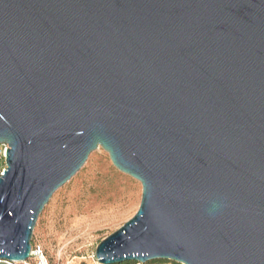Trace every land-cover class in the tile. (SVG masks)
<instances>
[{
	"label": "water",
	"instance_id": "obj_1",
	"mask_svg": "<svg viewBox=\"0 0 264 264\" xmlns=\"http://www.w3.org/2000/svg\"><path fill=\"white\" fill-rule=\"evenodd\" d=\"M0 262L102 148L141 185L98 264H264V0H0Z\"/></svg>",
	"mask_w": 264,
	"mask_h": 264
},
{
	"label": "rangeland",
	"instance_id": "obj_2",
	"mask_svg": "<svg viewBox=\"0 0 264 264\" xmlns=\"http://www.w3.org/2000/svg\"><path fill=\"white\" fill-rule=\"evenodd\" d=\"M140 198V183L118 171L99 147L44 207L31 247L40 248L46 264H95L98 243L134 216ZM26 262L40 264L35 256Z\"/></svg>",
	"mask_w": 264,
	"mask_h": 264
},
{
	"label": "built area",
	"instance_id": "obj_3",
	"mask_svg": "<svg viewBox=\"0 0 264 264\" xmlns=\"http://www.w3.org/2000/svg\"><path fill=\"white\" fill-rule=\"evenodd\" d=\"M6 148H7L6 144L4 143L0 144V176L3 174V171L6 168V164H5ZM34 256L39 260L40 264H42V259H44V256L40 248H36L31 251L29 258L34 257ZM92 259L95 261L96 264H98L94 254L92 255ZM23 264H29V263L23 262ZM164 264H179V263L172 262V261H166Z\"/></svg>",
	"mask_w": 264,
	"mask_h": 264
},
{
	"label": "trees",
	"instance_id": "obj_4",
	"mask_svg": "<svg viewBox=\"0 0 264 264\" xmlns=\"http://www.w3.org/2000/svg\"><path fill=\"white\" fill-rule=\"evenodd\" d=\"M32 245V244H31ZM34 250V248L32 249ZM94 261V260H93ZM95 262V261H94ZM166 261H161V260H154V261H150L147 262L145 264H158V263H162L164 264ZM0 264H12V263H6V262H0ZM96 264V263H95ZM119 264H137L136 262H123V263H119Z\"/></svg>",
	"mask_w": 264,
	"mask_h": 264
},
{
	"label": "bare ground",
	"instance_id": "obj_5",
	"mask_svg": "<svg viewBox=\"0 0 264 264\" xmlns=\"http://www.w3.org/2000/svg\"><path fill=\"white\" fill-rule=\"evenodd\" d=\"M42 264H46L44 259H42Z\"/></svg>",
	"mask_w": 264,
	"mask_h": 264
}]
</instances>
